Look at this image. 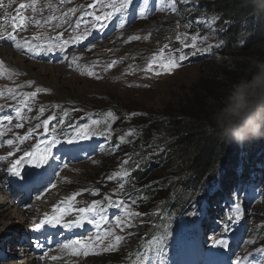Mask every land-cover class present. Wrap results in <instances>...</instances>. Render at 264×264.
<instances>
[{"label": "rangeland", "instance_id": "1", "mask_svg": "<svg viewBox=\"0 0 264 264\" xmlns=\"http://www.w3.org/2000/svg\"><path fill=\"white\" fill-rule=\"evenodd\" d=\"M191 1L175 0L176 11H172L171 0H164L163 4L160 3V0H150L149 9L142 18L139 13L142 0H133V4L123 17L124 29L119 28L120 20L115 17L107 21L106 26L101 28V24L105 22L97 23L94 18V15L102 14L100 6L90 7V5L96 4V0H66L65 3H61L60 0L58 7L63 6L64 10L62 9L57 15L51 10L47 19H45L46 17L37 19L39 23L30 22L22 15L7 16L0 20L5 21L1 23L4 25L8 19H11L5 32L13 31L16 28L13 25L16 24L20 31L28 33L25 39L23 38L21 41L16 39V42L22 45L26 39L33 41L31 34L40 36L44 41V46L47 45L49 37L55 38L60 32L65 33L62 39L81 35L85 31L95 39L88 42L82 40L77 44L70 43L65 51L62 52L57 48L45 53L42 57L36 55L39 54L37 52H27L26 48L25 50L16 49L13 41L0 40V51L4 48L9 53L7 58L0 56V59L8 67V72L0 75V93H3L0 95V106H2L0 107V117L4 115L13 117L11 123L4 122L3 128H0V131L5 132V135L0 137V144H3L6 139L15 141L17 136H28L29 129H33L32 135L27 140L22 144L18 141L16 143L21 150L25 149V151L32 149L36 144H39L43 149L45 141L51 140L55 135L52 132L53 127L57 131L65 128L52 148V155L56 159L41 168L34 167L35 159L30 160L24 167V169L26 168L24 173L21 174L22 176L29 172L42 175L51 174L47 178L51 181L46 185H34L29 193L28 190L21 187V183L32 182L34 177L28 176L26 179L20 180L6 174V171L3 170L4 164L0 163V173L2 174L0 175V189L4 190L8 187L10 191L9 194L0 192V264H48L50 257L58 258V255L63 251L67 253V256H63L67 261L64 264H133L143 247L156 240L150 238L149 234L155 228H160L158 231L160 232L167 226L166 222L163 223L164 225L157 224L156 215H160L161 218L164 198L173 192V184H166L164 196H155L146 201L139 200L137 193L139 191H132L131 183L135 182V177L132 176L133 169L142 167L146 158L160 150L157 144L147 148L142 146L145 136V131L141 129L145 125L143 121L149 120V124L151 121L152 124H158L159 118H162L163 114L178 111L182 104H189V99L198 91L203 90L206 81L218 80L226 76L223 64L226 41L222 36V33L227 29L226 23L220 27L218 15L197 12L190 6ZM49 4L53 3H47V5ZM35 7L37 11L32 12L34 16L42 15L45 7L49 6H46L44 2L41 6H37L35 3ZM72 8H76L77 11L65 16ZM52 17L54 19H51ZM56 18H59L58 22H54ZM21 19L24 22L23 27L20 26ZM77 22L80 24L79 28L76 27ZM209 24L211 27H208ZM197 34L199 35L195 49L183 47L176 39L179 35L185 44L190 45V38ZM136 35H139L141 40L125 43L129 37ZM204 36H209L210 39L201 43L200 40ZM81 43L80 47H76ZM218 43L220 47H215ZM93 44L96 47L92 51H88ZM166 44L169 47L164 50V56L177 53L179 50L186 54V59L179 62L180 66L173 69L171 73L164 72L157 64L153 65L154 71H145L152 57L158 55L160 49ZM209 44L213 47L210 50H205ZM72 46L75 47L71 48ZM55 51H59L64 57L56 58ZM44 56H47L48 60L44 59ZM73 56L79 57L75 64H72ZM122 58L123 63L106 68L113 60L119 61ZM90 72L95 75L87 74ZM156 72H162V74L157 75ZM29 81L34 83L29 85ZM36 88L48 91L38 93L35 98H28L27 103L34 107L31 110L24 108L21 113L23 120H17L15 109L22 106L21 95L33 92ZM9 89L12 92H9ZM13 95H15V99L11 98ZM55 105L60 107H53ZM40 106L45 108L42 116L38 111ZM74 108L82 111H73ZM108 111H112L117 117L114 122H111L113 132L110 139L94 135L91 139H73L72 143L67 142L69 136L75 138V132L71 128H66L68 122L81 126L84 123L91 124L90 116L93 119L102 116L107 118L105 114ZM65 112L68 115H65ZM132 113H137V115L133 116ZM49 115L58 116L63 123L57 125L56 121H50L47 132L42 128L36 130L35 125L42 123ZM17 123H23L24 127L17 129L15 127ZM103 127V124L99 126V128ZM129 132L132 134L128 135ZM120 136H125L126 142H119ZM10 150L12 149L7 146L0 147V155H6ZM20 156L19 153H15L10 159L14 160ZM129 157L131 158L128 164L121 166L122 161ZM65 164L68 165L67 168L64 167ZM161 167H163L161 163L152 166L149 173L159 177L162 175L163 168ZM124 170H128L130 173V180L117 178L109 181L107 179L108 176ZM167 170L169 168L163 172L167 173ZM62 183H68V188L63 189L60 195H56L58 199L54 195L48 197L50 200L47 202L50 205L45 206L46 203L42 202L47 199L45 196L51 195ZM121 183L125 185L123 189L119 187ZM136 184L140 187L139 183ZM53 185L57 188L51 191ZM260 185L261 188L256 196L241 193L226 198V214L219 216L216 222L219 223V227H222V223L226 220L223 225L229 226L227 232L224 231V227L222 229L213 227L206 232V229L202 227L193 229L188 226L197 225L198 220L201 219L202 211L207 205L206 202L202 203L200 211L194 218L195 224L178 222L175 226L177 230L176 234L174 233L175 238L166 246L164 245L166 239L159 245L163 249L159 261H162L163 264H203L201 259L204 257V264H237V261L240 264H264V251H258V249L264 248V228L263 231L259 229L260 226L264 227V182ZM209 187L207 186L206 189ZM18 188L21 193L16 194L15 191ZM82 189L90 191L83 192L81 196L77 197L82 200L78 205H74L71 201L73 207H85L91 205L93 200H100L106 209L108 223L100 222L98 228L95 223L85 220V227H80L81 231L86 230L87 225H92L94 229L92 234L83 236L68 237L70 231L65 228L64 233L61 232L62 234L56 236L59 243L51 249L43 251L39 256H42L41 259H35L37 254L32 250L35 247L33 243L39 241L40 244L51 245L53 242L50 239L51 236L56 235L55 229L67 221L77 218L79 214L74 211L71 212L73 214L71 217L70 214H65L60 223L45 224L39 231L34 230L35 224L43 220L47 210L50 211L47 213L49 216L60 215V213L54 212V206L60 205V202L66 197ZM97 189L99 194L92 195V192ZM204 194H207V190L204 191ZM8 196L11 201L14 200L17 204L23 197L24 199L19 203L25 202V204L21 206L16 204L15 206V203L10 202ZM105 197L111 198L113 202L111 206ZM133 200L136 201L135 204L132 203ZM120 201H124L123 206H120ZM236 205H239V215L235 214ZM30 206L33 207L31 213L27 212L28 214H25L27 219L23 220L19 210L23 211ZM216 206L214 203L212 211H216ZM65 207L61 206L62 212ZM125 209L131 212L148 213V215L137 217L133 221L135 227H117V217H120L121 220L126 219ZM26 210L22 212V215L24 212L26 213ZM190 213L193 214L195 211ZM205 215H208V212ZM229 216H232L233 219L229 220ZM206 220H209L208 216ZM109 230H113L116 235L126 237L125 241H122L113 251L106 250V245L114 240V237L111 236L105 238V232ZM128 233H134V235L129 236ZM41 235H46L47 240L40 242ZM97 236L101 238V241L96 240ZM89 237L92 239L89 240ZM220 239L225 240L228 247H221L213 243L214 240ZM69 240H81L88 243L90 245L87 249L88 255H83L85 251L83 248L79 249L81 254L78 256L73 255L70 249H63L61 245ZM19 245H22L24 249L18 250ZM153 261L155 264H159L155 255H153Z\"/></svg>", "mask_w": 264, "mask_h": 264}, {"label": "trees", "instance_id": "2", "mask_svg": "<svg viewBox=\"0 0 264 264\" xmlns=\"http://www.w3.org/2000/svg\"><path fill=\"white\" fill-rule=\"evenodd\" d=\"M190 6L197 12L218 15L220 27L226 23L227 29L222 33L226 41L223 63L226 76L206 81L203 90L189 99V104L163 114L158 124L143 121L145 125L141 129L146 133L142 146L157 144L160 150L146 158L142 167L133 169L135 182L131 186L135 189L133 192L139 191V200L146 201L164 196L166 184H173V192L164 198L161 218L156 215L157 224L166 222L167 226L160 232V228H155L149 234L152 239L165 234L167 238L171 236L166 238L165 246L175 238L178 222L195 224L194 218L204 202L207 205L201 219L196 226H188L206 231L213 227L222 229L226 220L219 227L216 219L226 214V198L241 193L256 196L264 182V137L250 138L240 145L227 133L228 120L232 119L228 109L235 103L238 90L264 72L261 0H192ZM261 96H264V87L249 91L246 114L264 125ZM160 163L163 164L161 176L149 173L152 166ZM167 168V173L163 172ZM214 203L216 211H212ZM263 228L260 226V231Z\"/></svg>", "mask_w": 264, "mask_h": 264}, {"label": "snow or ice", "instance_id": "3", "mask_svg": "<svg viewBox=\"0 0 264 264\" xmlns=\"http://www.w3.org/2000/svg\"><path fill=\"white\" fill-rule=\"evenodd\" d=\"M66 0H61V3H65ZM187 2V0H185ZM36 0H31V3L25 5L21 4L18 11L23 10L25 8H30L33 13L37 11L35 7ZM160 3L163 4L164 0H160ZM133 4V0H96V4L90 5V7H97L100 6L101 8V15H94V18L97 23H100L101 21H104L105 23L101 24V28L106 26V22L113 19L114 17L118 20H120L119 23V28L124 29L125 23L123 20V17L125 14L128 12L129 7ZM150 5V0H142V6L139 8V13L141 17L143 18L146 15L147 10L149 9ZM51 7V4L48 5ZM135 11V9H133ZM171 10L176 11V2L175 0H171ZM77 11L76 8L69 9L68 13L65 14V16L69 14H74ZM19 19V18H18ZM51 19H54L52 17ZM5 21H0V23H4ZM47 22V21H46ZM33 23H39L38 21H33ZM20 26H24V22L21 19L20 20ZM13 27H17L16 24L13 25ZM76 27L79 28L80 24L77 22ZM95 27V25H93ZM208 27H211V24L208 25ZM65 33L60 32L57 37L52 38L49 37L47 45H41L39 43H33L30 40H25V43L22 45L19 42H16V35L14 34L13 31H6V32H0V40H7V41H13L15 43V47L18 50H25L29 53H35V52H51L59 48L60 51H65L67 46L71 44H77L82 40L87 39L89 33L85 31L81 35L75 36V37H70L68 39H62L64 37ZM199 34L192 36L191 43L185 44L184 41L181 39V37L178 35L176 37L177 41H179L183 47H191L193 49L196 48L197 46V37ZM41 39L40 36L33 37L32 40L34 41H39ZM144 39H147V37H144ZM209 36H204L201 38L200 42L203 43L204 41L209 40ZM141 40V37L139 35L136 36H131L127 40H125V43H128L130 41H139ZM96 46L93 44L91 48L88 49V51H92ZM169 45H164L163 48L160 49V53L158 55H155L152 57L151 61L148 64V67L145 69V71H154L153 65L157 64L160 69H162L164 72L171 73L173 69L176 67L180 66L179 62H182L186 59V54L183 51H179L177 53H173L169 56H164V50L167 49ZM213 46L208 45V48L205 50H210ZM215 47H220V44L218 43L215 45ZM111 51V49H109ZM79 59V57L73 56L72 59V64H75L76 61ZM2 63V62H0ZM117 63H123V58L119 61L113 60L111 63H109L106 68H111ZM89 75H95V73H87ZM155 74L160 75L162 72H156ZM99 78V77H98ZM33 81H29L28 84L31 85L33 84ZM47 89L43 88H36L35 91L29 92V93H24L21 95V107H17L15 109L16 112V119L17 120H23V117L21 115L22 111L24 108H28L31 110L34 105H29L27 103L28 98H35L38 93L41 92H47ZM9 92H12L11 89H9ZM0 95H3V93H0ZM12 99H15V95L11 97ZM2 107V106H0ZM55 108H59V105L53 106ZM39 115L42 116L45 112L44 106H40L39 109ZM73 111H82L81 109H73ZM65 115H68L67 112H65ZM107 118H104L102 116L101 118L98 119H93L91 116L89 119L91 120V124L84 123L83 126L79 124H72L71 122H68L66 124V128H71L75 132V138L72 136L68 137L67 142L72 143L73 139L79 140V139H91L92 136L94 135H100L104 136L106 139H110L113 129L111 127V122H114L117 117L114 116L112 111H108L106 114ZM133 116L137 115V113H132ZM39 118V117H37ZM13 117L9 115H4L3 117H0V128H3L4 122L11 123ZM50 121H56V124L59 125L63 123V121L56 115H49L47 119H44L42 123L36 124L35 129H43L45 132L49 130V123ZM103 124V128H99V126ZM17 129L23 128L24 124L23 123H17L15 125ZM8 131H11V129H8ZM65 131V128H61L59 131L55 127H53L52 132L55 133L53 135L51 140H46L45 141V147L42 149L39 144H36L33 146L32 149H29L27 151L23 152L24 157H28L29 160L35 159V168H41L45 165H47L51 160H55L56 157L52 155V148L53 146L57 143V138L60 136L63 132ZM33 129H29L28 136H17L15 138V141L13 139H6L4 140L3 144H0V147L7 146L9 147L10 151L7 152L6 155H0V163L4 164V169L6 171V174L12 175L14 177H17L20 180L26 179L28 176H34L37 182L41 181L43 179L41 173H26L24 176L21 175V169L18 167L23 163V157L16 158V159H10L15 155V153L20 152L21 149L17 145V141L19 143H23L25 140L29 138V136L32 135ZM132 133L129 132L128 135H131ZM5 135L4 131H0V137H3ZM119 142L124 143L125 141V136H120L119 137ZM34 149V150H33ZM131 157L128 159H125L122 161L121 166L127 165L128 161ZM138 166V165H137ZM65 168L68 167L67 164L64 165ZM117 178H126V179H131L130 173L128 170H124L123 172H117L114 175H110L107 177L109 181L117 179ZM55 187V185H53ZM120 189H123L125 185L123 183L120 184ZM90 190L88 189H82L81 191L74 192L71 196L66 197L65 200L60 202V205L54 206V212L55 213H60V215H51L49 216L48 214H45L43 220L40 223L35 224L34 230L39 231L41 230L45 224H57L60 223L62 217L65 214H70L71 212H76L78 213V217L64 223L62 226L67 229H72V228H79L83 225L84 221L87 220L89 223H95L97 227H100V222H103L104 224L108 223L107 216H106V209L102 206L100 200H93L91 205L85 206V207H78L74 208L73 205L70 203L71 201H75L78 196H81L83 192H88ZM99 190L97 189L96 191L92 192V195H98ZM39 199V197H37ZM105 200L109 202V206H111V201L110 197H105ZM133 204L136 203L135 200L132 202ZM120 206L124 205V201L119 202ZM61 206H66L65 210L62 212L61 211ZM126 212V219L121 220L120 217L116 218V225L117 227H122L126 226L128 228L135 227V224L133 221L137 217L141 216H146L148 213H141V212H131L125 209ZM235 214L239 215V205L235 206ZM91 216V218H89ZM98 218V219H97ZM229 220H232L233 217L229 216ZM229 230L228 225H224V231L227 232ZM129 236L134 235V233H128ZM114 237V240L112 243L106 245V250L108 251H113L118 248L120 243L122 241H125L126 237L121 236V235H116L113 230H109L105 232V238L107 237ZM167 238L166 234L165 236L154 240L153 243L147 244L146 246L143 247V250L138 253L137 259L133 261V264H155L153 261V255L157 258L159 261V258L163 254V249L159 247V245ZM89 240L92 238L89 237ZM96 240L99 242L101 241V238L99 236L96 237ZM254 242V241H251ZM214 244L221 246V247H228L227 242L223 239L220 240H214ZM35 247H42V245L39 243V241L36 242ZM63 249H70L72 251L73 255H80L79 249L83 248L85 251L83 252V255H88L87 249L90 247L88 243H84L81 240H69L67 243H64L61 245ZM258 251H264V248L258 249ZM57 257H52V259H56ZM159 264H163L162 261H159ZM237 264H240L239 261H237Z\"/></svg>", "mask_w": 264, "mask_h": 264}, {"label": "bare ground", "instance_id": "4", "mask_svg": "<svg viewBox=\"0 0 264 264\" xmlns=\"http://www.w3.org/2000/svg\"><path fill=\"white\" fill-rule=\"evenodd\" d=\"M45 2V5L46 6H48L47 5V3H53L52 5H51V7H45V9L42 11L43 12V14L42 15H40V14H38V15H36V16H34L33 14H32V10L30 9V8H25V9H23V10H20V11H18V9H19V7H20V5L21 4H25V5H27V4H29V3H31V1H27V0H13L12 2H10L9 0H0V20L1 19H4V18H6L7 16H9V17H15V16H19V15H22V16H25L27 19H28V21H30V22H33V21H37V19L39 18V19H42V18H45V19H47V16H48V14H49V12L52 10V12L54 13L55 12V14L57 15V14H60V11H62V9H63V6H61V7H58V4H59V2H60V0H36V3H37V6H41L43 3ZM64 10V9H63ZM52 14V13H51ZM11 21V19H8L7 20V23H5L4 25L3 24H1L0 23V32H5V29L9 26V22ZM59 21V18H56L55 19V21L54 22H58ZM13 32H14V34L16 35V39L17 40H19V41H21V40H23V38L25 39V37H26V35L28 34L26 31L24 32V31H20L17 27L13 30ZM33 37H35L36 35H34V34H31ZM91 41V40H95L94 39V36H92V35H89L88 36V39H85V41L84 42H88V41ZM31 42H33V43H39V44H41V45H44V41H43V39H40L39 41H31ZM82 45V43L81 44H79L78 46H76V47H80ZM1 46V45H0ZM75 46H72L71 48H74ZM11 50H15V49H12V48H10ZM37 53H39V54H36V55H38L39 57H42V55H45V53H48L47 51H45V52H37ZM55 53H56V58H61V57H64L63 55H61V53L59 52V51H55ZM8 51L7 50H4V48L0 51V56H4V57H6L7 58V56H8ZM25 56H26V54H25ZM1 58V57H0ZM44 59H46V60H48V57L46 56H44ZM8 60H11L10 58H8ZM0 62H2V63H0V75H4L5 74V72H8V67L6 66V64L4 63V61L3 60H1L0 59ZM11 62V61H10ZM25 151V149H23V150H21L20 152H17V153H19V155H21L20 157H23V163L21 164V165H19L18 167H20V169H21V174L22 173H24V171H25V169H24V167L25 166H27L28 165V163H29V158L28 157H24L23 156V152ZM33 160V159H32ZM31 160V161H32ZM0 175H2L1 173H0ZM49 175H51V174H47V173H45V174H43L42 175V177H43V179L41 180V181H39V182H37V180L35 179V177H34V181L32 182V184H29L28 186H32V185H34V184H38V185H41V186H43V184L44 185H46L49 181H51V179H48L47 180V178L49 177ZM56 175V174H55ZM59 175V174H58ZM72 184V183H71ZM68 186H69V184L67 183H62V184H60V187L58 186V188H57V186H55V187H53L52 189H51V191H53L55 188H57L56 189V191L54 190V192H52L51 193V195L50 194H48V195H46L45 196V198H47V199H45L44 201H42V202H44V203H46V205L45 206H49L50 205V203L48 204V202H47V200L49 201L50 200V198L48 199V197H50V196H56V195H60L61 194V192L63 191V189H65V188H68ZM67 191V190H66ZM0 192H2L3 194H9L8 192H10L9 191V189H8V187H7V189H0ZM15 193L16 194H19V193H21V192H19V189H17L16 191H15ZM63 195V194H62ZM7 196V195H6ZM58 196H56V199H58L57 198ZM8 198H9V200L11 199L9 196H8ZM14 199H17V198H15V197H13ZM22 199H24L23 197H22ZM22 199H20V200H22ZM6 200V199H5ZM20 200L18 201V204H20L19 202H20ZM41 201V200H40ZM82 200H79V198H76V200L75 201H73V204L74 205H78L80 202H81ZM10 202H12L13 204L15 203V206H16V204H17V202L16 201H14V200H10ZM24 202V201H23ZM29 203V202H28ZM27 203V204H28ZM39 203H41V202H39ZM56 203V202H55ZM17 204V205H18ZM25 204V202L23 203V204H20V206L21 205H24ZM30 205V204H29ZM26 207H28V206H26ZM33 207H29L28 209L27 208H25V210H26V213L24 212V214L22 215V212L23 211H25V210H23V209H21V210H23V211H20L19 210V214H20V216L22 217V219L24 220L25 218L27 219V217H26V215L25 214H28V213H31L30 211H31V209H32ZM37 208V207H36ZM45 208H47V207H45ZM30 209V210H29ZM52 209V208H51ZM35 210V209H34ZM45 211V210H44ZM28 212V213H27ZM41 212V211H40ZM47 213H50V211L49 210H47V211H45V214H47ZM71 216H73V214L72 213H70V217ZM29 218V217H28ZM27 221V220H26ZM68 222V221H67ZM86 222H87V220H86ZM85 224L83 223V225L81 226L82 228L83 227H85L84 226ZM88 226V228L85 230V231H80L81 229H80V227L79 228H72V229H70V233H69V236L68 237H71V236H74V235H76V236H83V235H90V234H92V231H93V227H92V225L91 226H89V225H87ZM77 229H79V230H77ZM205 231V230H204ZM61 232H65V228L62 226V225H60V226H58V235L59 234H61ZM207 232V231H206ZM24 243V242H23ZM22 243V244H23ZM20 248H22V249H24V247L22 246V245H19V247H18V250H20ZM49 249H51V246H44V247H34L32 250L37 254L36 255V257H35V259H41V257H39L40 256V254L42 253V251H47V250H49ZM22 251H24V250H22ZM55 255V254H54ZM60 255V256H59ZM58 255V258H56V259H52V257H50L49 258V260H48V264H64L65 262H67V261H65L66 260V257H63V256H67V253H66V251H63L62 252V254H59ZM68 260V259H67ZM216 261H218V260H216Z\"/></svg>", "mask_w": 264, "mask_h": 264}, {"label": "clouds", "instance_id": "5", "mask_svg": "<svg viewBox=\"0 0 264 264\" xmlns=\"http://www.w3.org/2000/svg\"><path fill=\"white\" fill-rule=\"evenodd\" d=\"M261 8H264V0H261ZM261 87H264V72L257 75L252 82L241 86L235 96V103L228 109L232 119L228 120L227 133L240 145L250 138L264 137V131H262L264 125L246 114L249 105L245 102L250 90ZM259 104L264 107V96L260 97Z\"/></svg>", "mask_w": 264, "mask_h": 264}]
</instances>
